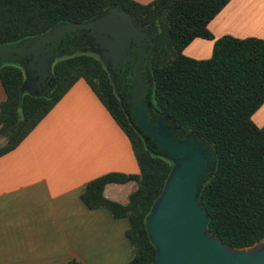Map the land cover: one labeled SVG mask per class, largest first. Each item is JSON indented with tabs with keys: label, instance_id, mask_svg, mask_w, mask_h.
Segmentation results:
<instances>
[{
	"label": "trees",
	"instance_id": "obj_1",
	"mask_svg": "<svg viewBox=\"0 0 264 264\" xmlns=\"http://www.w3.org/2000/svg\"><path fill=\"white\" fill-rule=\"evenodd\" d=\"M230 0H0V44H17L62 23L85 22L111 6L129 12L158 34L150 56L151 106L177 126L204 139L214 152L213 174L202 184L199 200L209 214L208 229L232 247L264 239V125L252 119L264 103V39L224 35L215 38L210 20ZM197 37L214 39L210 57L197 59L184 49ZM56 84L50 95L22 89L23 66L0 64L7 97L0 105V156L16 148L79 79H85L129 136L138 173L111 172L89 181L85 203L106 206L115 217H128L134 256L128 264H154L147 219L163 191L174 161L154 152L123 105L99 55L80 52L53 64ZM160 151L161 149H156ZM134 181L123 203L109 198V183ZM67 264H83L73 258Z\"/></svg>",
	"mask_w": 264,
	"mask_h": 264
},
{
	"label": "crops",
	"instance_id": "obj_2",
	"mask_svg": "<svg viewBox=\"0 0 264 264\" xmlns=\"http://www.w3.org/2000/svg\"><path fill=\"white\" fill-rule=\"evenodd\" d=\"M208 26L215 38L264 39V0H230ZM214 44L197 37L184 53L208 58ZM6 97L0 79V105ZM111 172H139L131 140L79 79L16 148L0 156V264H67L73 258L128 264L134 256L129 218L115 217L106 206L91 208L82 198L89 181ZM135 188L134 181L113 182L105 194L125 203Z\"/></svg>",
	"mask_w": 264,
	"mask_h": 264
},
{
	"label": "water",
	"instance_id": "obj_3",
	"mask_svg": "<svg viewBox=\"0 0 264 264\" xmlns=\"http://www.w3.org/2000/svg\"><path fill=\"white\" fill-rule=\"evenodd\" d=\"M75 30H87L88 35L95 37L93 42L99 44L98 55L110 72L124 61L132 60L134 54L128 47L132 42L136 45V78L126 100L134 108L137 129L152 137L151 148L155 149L156 142L161 144V150L154 152L174 161L163 191L147 219L150 239L157 247L154 264H264V239L252 245L232 247L208 229L209 214L200 202L199 194L202 184L213 174L215 164L209 173L214 152L205 140L196 139L187 130L185 137H178L172 125L167 123V116L157 120L158 127L148 120L143 95L146 73H141L147 54L143 43H152L149 47L152 54L155 49L152 36L158 34L156 26L151 33L129 12L111 6L85 22L58 24L21 43L0 44V64L26 56L28 64L23 65L25 81L22 89L30 94L50 95L56 84V79L50 83L55 78L53 63L60 57L52 48L60 36ZM31 82L40 89L38 93L26 88ZM115 86L119 90L118 85ZM128 114L131 117V113Z\"/></svg>",
	"mask_w": 264,
	"mask_h": 264
},
{
	"label": "flooded vegetation",
	"instance_id": "obj_4",
	"mask_svg": "<svg viewBox=\"0 0 264 264\" xmlns=\"http://www.w3.org/2000/svg\"><path fill=\"white\" fill-rule=\"evenodd\" d=\"M104 12V11H103ZM97 17V16H96ZM140 24V23H139ZM142 25V24H140ZM145 28L150 29L151 33H154V24L151 25H143ZM155 37L156 35L153 34L152 36V40L153 43L155 44ZM94 36L93 35H88L87 30H75V31H70L68 33L63 34L62 36H60L56 41L55 44L52 48V51L55 53L60 54V57L56 58H62L65 56H69V55H73L76 53H80V52H88V53H93V54H97L93 51L94 49L99 48V44L94 43ZM147 54H146V59L144 61V64L142 65L141 68V73H146V75L144 76V98H145V102H146V112H147V117L148 120L151 124L155 125L156 127L159 126V122H157V120L159 118H161L162 116H165L164 114L159 113L158 111H156L152 106H151V100H150V96L152 93V87H153V79H152V74H150L151 69H150V56L151 54L149 53V47L152 45L151 42L148 41H144L143 43ZM75 51V52H74ZM128 51H130L132 54H134V57L132 58L131 61H124L122 64H119L117 68L112 69V74L111 76L113 77V81L115 84L118 85V89L117 93L123 103V105H125L127 107V109L129 110L128 112L131 113V118L133 119L134 116V108L133 106L127 102V97L129 96L130 92L133 90L134 88V81H135V61L138 55V51L136 48V45L134 42H132L130 44V46L128 47ZM74 52V53H73ZM71 53V54H69ZM98 55V54H97ZM22 66L25 64H28V58L26 56H22V57H18L16 59ZM55 60V61H56ZM54 64V63H53ZM53 71V69H52ZM110 72V73H111ZM56 78H52L50 83L52 84L53 80ZM26 88H30V89H34V91L36 93H38L40 91L39 88H37L35 86L34 83H28L26 85ZM53 90V89H52ZM167 123L171 124L173 127V130L175 131L176 135L178 137H185L187 132L185 131V129L177 126L175 123H173L171 121V119H167ZM142 132V131H141ZM143 135L145 136L147 142L152 143L153 139L152 137L148 136L147 133L142 132ZM161 148V144L159 142H156V147H155V151H158L156 149Z\"/></svg>",
	"mask_w": 264,
	"mask_h": 264
},
{
	"label": "rangeland",
	"instance_id": "obj_5",
	"mask_svg": "<svg viewBox=\"0 0 264 264\" xmlns=\"http://www.w3.org/2000/svg\"><path fill=\"white\" fill-rule=\"evenodd\" d=\"M75 52V51H74ZM73 52V53H74ZM94 53H97V49H94L93 51ZM185 52V51H184ZM71 54V53H69ZM26 91V90H25ZM252 119L258 124V125H264V103L259 107V109L253 114ZM131 185L125 187V190L127 191L128 189H130Z\"/></svg>",
	"mask_w": 264,
	"mask_h": 264
}]
</instances>
